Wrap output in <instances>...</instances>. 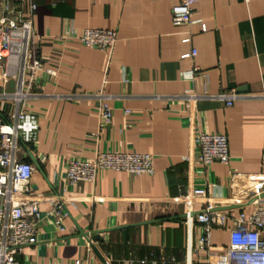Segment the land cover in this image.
Here are the masks:
<instances>
[{"label":"crops","instance_id":"0c3cea01","mask_svg":"<svg viewBox=\"0 0 264 264\" xmlns=\"http://www.w3.org/2000/svg\"><path fill=\"white\" fill-rule=\"evenodd\" d=\"M31 2L37 6L40 55L57 75L38 77V96L29 104L40 124L25 157L35 167L30 189L33 197L63 201L66 217L65 231H59L48 215L50 204L42 202L38 243L25 248L21 259L104 264L94 249L109 264H207L225 258L238 213L251 214L264 202V100L227 106L201 99L188 109L183 96L264 95V0H199L192 24L180 27L172 22L180 0ZM29 3L24 0L25 11ZM86 29L118 33L111 57L76 39ZM189 36L191 42L183 43ZM193 49L196 57L182 58ZM195 69L201 74L188 78ZM99 92L113 109L109 125L90 97ZM199 131L227 135L228 165L196 162ZM106 151L150 153L155 173L105 171L95 183H69L71 161L93 160ZM196 188L207 189V198L193 201ZM207 200L230 215L225 229L213 230L210 255L195 250V214Z\"/></svg>","mask_w":264,"mask_h":264},{"label":"built area","instance_id":"2783aa9c","mask_svg":"<svg viewBox=\"0 0 264 264\" xmlns=\"http://www.w3.org/2000/svg\"><path fill=\"white\" fill-rule=\"evenodd\" d=\"M29 1V8L25 11L24 0H0V264H33L21 257L25 248L38 243L44 219L40 207L42 202L50 204L48 215L53 218L55 227L59 231H65L66 204L55 196H32L30 182L35 167L25 158L29 154V147L37 142L40 129L38 116L29 110L30 101L38 96L35 91L37 79L42 73L57 75L55 70L46 68L45 60L40 55L39 36L34 28L37 6ZM198 1L180 0L173 7L174 26L192 24L194 6ZM201 28L203 32L207 30L204 24ZM75 37L85 47L104 51L109 57L118 41L116 31L102 29H86ZM182 42L190 43L191 36L185 37ZM196 56L197 50L193 49L182 58ZM200 74L199 69H195L187 77L193 79ZM10 81L15 83L13 92L7 91V83ZM82 96L86 97L85 94ZM90 97L98 102L97 111L102 122L109 125L113 109L108 104V96L99 92ZM183 98L186 107L191 109L201 99L220 101L232 106L238 100H264V95H241L232 91L218 95L188 94ZM67 99L73 100L74 96H67ZM194 141L199 149L195 157L197 163L207 167L215 163H230L227 135L199 131ZM154 160L150 153L106 151L93 160L71 161L66 176L69 183L77 184L95 183L105 171L154 175ZM186 160L192 162L190 157ZM207 195V189L196 188L191 193V199L195 202L203 201ZM229 219V214L216 210L214 204L207 200L205 209L195 214V222L200 229L195 249L197 254H211L213 230L225 229ZM90 244L92 245V240ZM74 264L84 263L78 259ZM129 264H146V261H131ZM207 264H264V202H258L256 210L251 214L243 210L238 213L234 226L230 229L225 258L208 261Z\"/></svg>","mask_w":264,"mask_h":264},{"label":"rangeland","instance_id":"374dc122","mask_svg":"<svg viewBox=\"0 0 264 264\" xmlns=\"http://www.w3.org/2000/svg\"><path fill=\"white\" fill-rule=\"evenodd\" d=\"M0 87H1V83H0ZM15 88V83L13 81H10L7 83V91L8 92H13ZM1 91V88H0ZM6 108L9 109L8 105H6Z\"/></svg>","mask_w":264,"mask_h":264},{"label":"water","instance_id":"95a60500","mask_svg":"<svg viewBox=\"0 0 264 264\" xmlns=\"http://www.w3.org/2000/svg\"><path fill=\"white\" fill-rule=\"evenodd\" d=\"M34 159V158H33ZM264 197V195H262V198ZM96 241H100V237H95ZM95 253L97 254V256L104 262V264H107L106 261L103 259V257L100 255V253L98 252L97 249H94Z\"/></svg>","mask_w":264,"mask_h":264}]
</instances>
